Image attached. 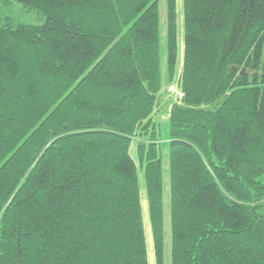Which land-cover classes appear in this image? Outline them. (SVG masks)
<instances>
[{"label":"trees","instance_id":"trees-1","mask_svg":"<svg viewBox=\"0 0 264 264\" xmlns=\"http://www.w3.org/2000/svg\"><path fill=\"white\" fill-rule=\"evenodd\" d=\"M180 1L162 135L177 0L163 53L159 0H0V264H149L142 190L155 264H264V0Z\"/></svg>","mask_w":264,"mask_h":264},{"label":"rangeland","instance_id":"rangeland-1","mask_svg":"<svg viewBox=\"0 0 264 264\" xmlns=\"http://www.w3.org/2000/svg\"><path fill=\"white\" fill-rule=\"evenodd\" d=\"M165 0H159V13H160V24H161V48L162 53L166 50V36H165ZM181 1L177 0V39H178V46H179V53H180V59L178 64V76L176 77L174 82L168 83L166 79V70L165 66L163 64L161 73L163 75V78L165 77L163 88L161 89L159 99L157 102L158 110L153 115V120L155 122H158L161 124L162 128V135L166 133L167 126L164 125L167 121L170 107L172 104H174L175 101L180 100L183 95L181 92V89L179 87L180 82V75L182 71V35H181V29H182V23H183V14L181 9ZM5 13H7L8 16L13 17L15 20L19 22H25L30 24H38L40 20L38 19V16L32 13H23L22 8L19 4L14 2H9L8 5L2 6L1 8ZM165 36V37H164ZM166 40V41H165ZM135 146L133 145L131 148V153H134ZM167 192V191H166ZM167 201V198L165 199ZM141 206H142V213H143V220H144V229H145V238H146V245H147V252H148V263L149 264H155V260L153 258V242H152V236L150 231V226L148 222V208H147V201L145 200V195L142 190L141 193ZM165 214L167 216V209L165 210ZM168 256V251H167Z\"/></svg>","mask_w":264,"mask_h":264}]
</instances>
